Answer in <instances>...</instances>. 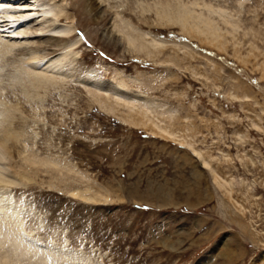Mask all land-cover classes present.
Here are the masks:
<instances>
[{"label": "rangeland", "instance_id": "374dc122", "mask_svg": "<svg viewBox=\"0 0 264 264\" xmlns=\"http://www.w3.org/2000/svg\"><path fill=\"white\" fill-rule=\"evenodd\" d=\"M63 1L82 48L46 57L57 43L15 40L18 47L0 62V107L12 109L7 127L19 136L9 145V164L33 180L26 188L1 185L0 198L23 235L60 253L61 264H264V0H98L109 16L96 24L81 9L85 0ZM185 13L194 14L192 24L198 15L214 22L218 41L203 25H192L196 34L189 35L180 21L166 24ZM40 18L31 20V35L64 23ZM123 19L163 40V54L132 52L122 40L119 50L103 37L113 30L122 39L114 27ZM3 31L1 39L10 40ZM34 64L50 67L48 75L60 66L64 75L32 87ZM89 71L99 82L118 72L132 78L126 86L152 100L151 115L177 140L140 124L138 107L131 118L118 110L132 125L102 112L80 83ZM45 159L55 163L29 162ZM78 190L102 201L71 195ZM0 249L7 264L9 248ZM7 260L38 264L31 253Z\"/></svg>", "mask_w": 264, "mask_h": 264}, {"label": "bare ground", "instance_id": "6f19581e", "mask_svg": "<svg viewBox=\"0 0 264 264\" xmlns=\"http://www.w3.org/2000/svg\"><path fill=\"white\" fill-rule=\"evenodd\" d=\"M63 3H64L63 0H62V3H60V0L59 1L58 0H50V1L49 0H0V28L6 31L7 34H11L10 36L13 39L12 40L11 38H9L10 40H4V39H1L0 37V62L2 61V59L4 60L5 58L9 57V54L16 47H18V44L12 42L15 40H21V39L27 40V39L32 38V39H39L40 41H45V42L57 43V48L51 49L50 52L46 55V57L53 56L57 52L61 51L63 52V54H65L66 58H68L69 54L72 55L75 53L74 51L76 49L82 48L84 46L83 40L81 38L77 39V30L79 31L77 27V23H75L76 21L74 20V16L68 13V8H65ZM81 6H82L81 9L85 8V11H88L90 15H93V22L95 24L106 21L107 17L109 16L108 10L100 9L98 0H85L83 5ZM74 15H75V18H77V14H74ZM117 15H120V13L117 12L116 17H118ZM183 15H184L183 18H179L176 21H173L171 19L168 21L166 19L168 21L166 22V24L172 23L169 25L175 26V25H179L178 22L180 21L181 29L183 33H186L189 35L192 32L195 33V31L192 28L193 27L192 25H194V28H196V30L197 28L201 27V25H203L205 27V30H202V32L205 33V35L207 36L208 35L214 36L215 39L213 37L212 41L214 42L218 41V38H220V35L218 34L219 32H217L218 29L216 27V24L214 22L213 24L210 19H206L207 21H204L205 19L203 20L202 17H199V15L198 16L196 15L198 19L200 18L199 19L200 21L197 24H192L194 21H196V19L193 16L194 14L191 15L190 13L189 17L187 16L186 13ZM38 17L39 18L41 17L40 20L42 22L45 20H46L45 22H50L54 20L58 24V21L62 20L61 22L64 21V23L60 22L61 24H58V26L53 27L49 30L47 29L48 30L47 32L50 31L51 33L46 34L45 31L43 30L44 28H42L36 31L37 33L35 35H31L32 33L30 34L29 31L27 30L29 29L30 25L33 22L31 20L34 19L35 22H38L39 21ZM114 28L117 29L118 33L123 35L122 39H121V36L117 35L113 30H108L106 33H103V37L104 36L107 37L109 41L113 40L115 47H119V50L122 48V44H121V40H122L123 44L125 43V45L128 48L132 49V52H138V53L143 52L145 55L149 57L153 56L154 58H156V56L160 54H163V50L160 49V46L164 44L163 40H161L160 38H157L151 32L147 31V32L140 33L138 32L137 28H134L132 26V23L124 19L120 22L115 21ZM158 28L159 27H157V29ZM6 32L4 34H6ZM202 32H198V33H202ZM216 34L218 36H215ZM207 42H208V39H207ZM222 45H219V46L222 47ZM24 52H26L25 49L20 50L19 53L23 54ZM39 59L43 63L46 61V60L45 61L41 60L42 58H39ZM78 59H79V56H78ZM36 61H39V60L36 59ZM36 61L34 62L36 63ZM170 61L172 62H169L168 60L163 61V62H158L157 60L158 63L156 65L160 66L159 64L162 63L161 65L163 66V64L165 65L166 63H170L167 65L174 66V67L179 66L177 61H173V60H170ZM45 64L46 62L41 65L43 66ZM54 66H56V64ZM32 67L33 69L38 70V71L33 70L32 72H30L32 76V78H30V83L32 87H38V88L46 87L48 84L52 83L53 80H55V77H57V75H61V76L64 75L63 72L61 73L60 66L52 68L53 70L52 75H48L46 73L50 67H47L46 69L47 71L46 70L42 71L41 70L42 67L37 64L32 65ZM32 67L30 69H32ZM22 70L23 69H21V71ZM96 73L89 71L87 76L85 77L87 82L86 81L85 82L79 81V82L82 83V87L84 88L86 93L89 94V97L96 100V102L98 103V107L100 108L102 112H104L106 115H112V116L117 117L122 123H127V124L129 123L132 125L136 123H133V121L129 119L127 121L122 115L118 114V110H120L121 108L127 109V113L129 114L128 118H131L130 113H133L132 112L134 110L133 108L138 107L139 112L137 115L141 116L142 119L145 120L143 122L141 121L140 124L148 125V126L150 125V127L155 130L156 134L162 137H165L166 139L175 140V141L177 140L175 133L170 129V127L166 124L163 125L164 121L158 122L159 120H161L157 118L159 115L157 117L156 115H151L152 112L149 111L150 110L149 105L152 104V100L147 98V95H145L141 91L136 92V91L130 90V88L126 86L127 80L132 81V78L131 79L129 77L126 78L127 76L122 77L121 74H118L119 73L118 72L116 74L117 77L115 78L113 77L112 81H108V82L100 81L99 82L98 79H101V78H99V76H97ZM117 79L119 80L117 81ZM133 80L136 81V83L138 81L137 79H133ZM12 113H13L12 109H9L8 107L6 108L0 107V188H1V185L12 187V188H20V187L26 188L30 185V182L33 181L30 179L27 173L28 170L26 171L24 167H20L18 166V164L16 165L13 162L9 164V160H11L12 158L11 157L12 151L9 145L12 140L17 139L19 137L17 132L16 134L12 131L11 128L7 127L8 121L12 117ZM169 119L172 120L170 117ZM161 122H163V124H161ZM183 145H186L189 148L191 146L187 142L183 143ZM192 151L197 153V155L201 156L198 150L193 148ZM30 156L32 155L29 154L28 156H26L25 159L29 160L30 158H32ZM29 162H30V165L39 163L38 165H41V166L42 165L50 166L55 163L53 160H50V159L41 160V162L40 160L39 162H37V160L35 161L30 160ZM207 163L208 162H204V165L208 166ZM57 166H59V164ZM7 168H9L11 172L14 174L9 173ZM203 168H206V167H203ZM215 181L221 186V183L217 181V179H215ZM71 195L78 199L83 200L84 202H101L102 201V200H99V196L97 194L95 195L88 194L89 196H86L85 193L79 190L78 192L76 191L71 192ZM2 197H4L3 194H2ZM2 197L0 198V207L1 209H4V208L5 209L3 210V213H0V248L2 247L9 248L8 252H5V255L2 257V260L5 261V263L7 264H11L7 262L8 261L7 259L12 261V258H16V257L18 258L22 255H27L28 253H31L33 260L38 261V264H61V261L58 259L61 257L60 253L56 252L53 248L46 249L44 247H38V246L34 247L35 245H32L31 241L26 236L23 235V230L19 228V226L17 225V222L19 221H17V216L15 215L13 207H11L10 204H7L6 201L3 202ZM241 232H243V234L245 233L242 230ZM29 264H30V261H29Z\"/></svg>", "mask_w": 264, "mask_h": 264}]
</instances>
